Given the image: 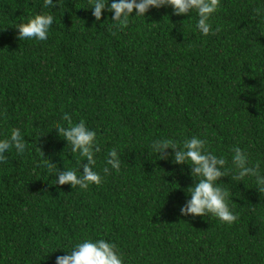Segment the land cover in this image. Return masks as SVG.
Masks as SVG:
<instances>
[{
    "label": "trees",
    "instance_id": "1",
    "mask_svg": "<svg viewBox=\"0 0 264 264\" xmlns=\"http://www.w3.org/2000/svg\"><path fill=\"white\" fill-rule=\"evenodd\" d=\"M90 7L0 0V138L15 127L26 141L0 161V264H55L85 238L115 243L124 264H264L254 178H221L233 222L181 215L190 167L150 147L196 135L226 168L239 146L264 175V0H218L208 35L195 12L150 8L117 28ZM40 11L54 17L47 39H18L16 24ZM66 112L97 133L102 181L87 189L55 184L56 167L79 174L87 162L55 131ZM112 148L119 171L103 173Z\"/></svg>",
    "mask_w": 264,
    "mask_h": 264
},
{
    "label": "clouds",
    "instance_id": "2",
    "mask_svg": "<svg viewBox=\"0 0 264 264\" xmlns=\"http://www.w3.org/2000/svg\"><path fill=\"white\" fill-rule=\"evenodd\" d=\"M91 14L99 21L102 10L111 12V20L117 28H123L129 23L130 17L143 16L150 9L171 7L174 15H186L196 13L195 27L202 35H208L216 31L212 28L210 17L215 12L218 0H89ZM56 6V0H43V7L51 9ZM133 10H135L133 14ZM54 17L51 11H40L25 21L16 24L17 37L35 38L45 40L48 37L50 25ZM63 119L68 121L66 126L57 125L55 131L66 141V147L70 145L73 153H79L85 157L86 163L81 165L82 171L73 168L60 170L56 167L55 184H68L71 188L78 186L87 189L90 184H100L101 173L95 170V153L99 151L95 130L89 128L83 120L72 123L71 116L66 112ZM26 141L23 139L19 128H12L10 134L0 138V161L6 159L5 153L14 148L17 153L25 150ZM151 150L158 159H168L171 156L173 163L186 164L190 167L189 175L194 183L186 189L184 203L180 206L181 215L204 216L211 214L222 222L231 223L237 219V215L229 207V190L221 187V180L231 171L233 179L241 180L245 176L254 178L257 191L264 192V175L258 171V164H249V157L245 150L239 146L232 148L231 169L226 168L224 156H218L207 147V140L196 135L185 138L182 144L170 138H156L151 141ZM171 149V153L167 150ZM116 148L107 153L103 173H108L110 168L119 171L121 159ZM84 161V160H83ZM54 164H50L51 168ZM65 254L55 258V264H124L122 254L115 243L105 239L85 238L71 246Z\"/></svg>",
    "mask_w": 264,
    "mask_h": 264
}]
</instances>
